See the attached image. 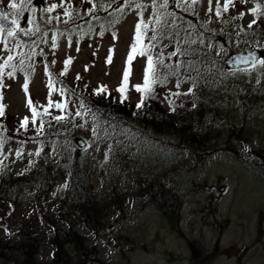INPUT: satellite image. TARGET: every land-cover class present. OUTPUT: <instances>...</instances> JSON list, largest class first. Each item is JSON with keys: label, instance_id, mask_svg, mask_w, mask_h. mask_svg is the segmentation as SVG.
<instances>
[{"label": "rangeland", "instance_id": "obj_1", "mask_svg": "<svg viewBox=\"0 0 264 264\" xmlns=\"http://www.w3.org/2000/svg\"><path fill=\"white\" fill-rule=\"evenodd\" d=\"M9 2L3 0L0 10L12 20ZM164 5L165 0H31L18 17L24 31L0 33V66L8 64L0 75V253L9 257H0V264H23L26 232L40 240L35 264H51V226L66 230L70 224L83 238L82 246L64 247L70 264H264V65L213 68L232 53H264V0ZM141 20L147 28L141 26L137 43ZM200 52L210 53L213 63L203 62ZM148 55L154 66L150 80L154 75L156 81L150 94L134 87L144 86ZM125 70L124 101L132 105L123 110L117 89ZM195 80L197 92L190 96ZM141 96L146 101L138 108ZM197 96L205 98L204 113L209 111L184 134L209 151L202 162L193 146L181 145L183 133L164 126L157 135L143 115L145 104L173 115L180 106L194 107ZM49 101L67 107H48ZM61 131L71 137L58 139ZM76 157L86 164L102 211L99 223L78 210L73 193L66 196ZM160 198L165 209L158 206Z\"/></svg>", "mask_w": 264, "mask_h": 264}, {"label": "trees", "instance_id": "obj_2", "mask_svg": "<svg viewBox=\"0 0 264 264\" xmlns=\"http://www.w3.org/2000/svg\"><path fill=\"white\" fill-rule=\"evenodd\" d=\"M178 48L181 51L183 49V46L180 45ZM200 55L203 56L202 60L203 62H208L209 64H212L213 60L210 57V53H203L200 52ZM197 60L200 58L199 56H194ZM215 68L221 67L223 68V62L220 61H214ZM197 76V75H196ZM211 79V78H210ZM199 80V79H198ZM195 80V82L191 81L189 85V95L193 96L196 94L197 90H194L195 85H199ZM212 83V81H210ZM209 80L204 76V80L202 81V85L200 89L204 90L206 87H208ZM191 90V91H190ZM82 91H84V88H82ZM99 92L100 93H107L103 88L99 87ZM86 94L85 92H83ZM108 94V93H107ZM125 96V95H124ZM94 99V98H93ZM113 99V98H110ZM119 101L121 102L122 97L118 98ZM114 100V99H113ZM192 100V99H191ZM205 98L201 96H197V99L194 101V107H192L193 104H188L187 107L185 106H180V110L176 111L171 110L173 115H169L168 113L165 114V112L162 110L160 106L157 104H153L149 107H146V104L143 107V115L145 121L149 123L155 132V134L159 135L160 132L162 131V128L166 126L168 129H173L176 130L178 133H183L182 136H179V141L181 145L183 146L184 143H188L189 145L193 146L192 152H194V156L198 157L199 161L202 162L204 161L207 157L208 150L206 147H199L197 143H195V139L190 137V132H187L184 134L185 130L192 131V125L191 122H195L198 120L200 116L204 113V109L202 106L203 101ZM92 101V100H91ZM118 101V103H120ZM193 101V100H192ZM95 102V100H93ZM144 103V102H143ZM97 106L99 104L95 103ZM139 104V103H138ZM87 105H90L88 102ZM132 105V104H131ZM130 104L127 103V101H124L120 103V109L126 110L130 109L129 107L131 106ZM129 106V107H128ZM90 112H94L95 117L96 115H99L98 120H102L106 118L104 114L99 113L98 111H95V108L90 109L91 106L87 107ZM99 109V108H97ZM209 110H206L205 113H207ZM204 113V114H205ZM195 125V124H194ZM65 128V127H64ZM70 132V130L68 131ZM67 131H61L60 134L58 135V139L64 136L71 137ZM78 133V128L75 129L74 135H77ZM75 137V136H73ZM72 137V140H73ZM200 145H203V142L199 141ZM82 161V162H81ZM8 178H10L8 176ZM14 182H17V178H14ZM12 185V184H11ZM66 196L69 195V193H73L77 200V208L80 212L83 213V215H87L92 222L99 223L102 211H100V206L98 205V201L94 196V193L92 191V186L90 183L89 179V174L87 173L86 170V164L84 163L83 160L79 158H75L74 162L71 164V169L68 173L67 176V185H66ZM164 198H160L157 200L158 206L161 207L162 209H165L167 203H163ZM117 203V202H115ZM170 206V205H169ZM52 228H54L55 233L54 235L50 238V242L53 244V259H52V264H70V258L68 255V252L64 250L65 245H77V246H82L83 244V238L82 236L75 231L73 226L70 224L69 228L61 231L60 234V228L58 226L52 225ZM58 230V231H57ZM22 241V253H23V264H35V259H36V254L38 247L40 245V240L37 236L29 233H24L21 237ZM3 248H7L6 244L3 246ZM12 249V248H10ZM0 257L4 259H9V257L5 256L2 252L0 253Z\"/></svg>", "mask_w": 264, "mask_h": 264}, {"label": "snow or ice", "instance_id": "obj_3", "mask_svg": "<svg viewBox=\"0 0 264 264\" xmlns=\"http://www.w3.org/2000/svg\"><path fill=\"white\" fill-rule=\"evenodd\" d=\"M2 2H3V0H0V3H2ZM30 2H31V0H19V2H18V0H10V2L8 3L7 6L9 8H11V9H14V12L11 13V15L13 17L12 20H11V23L13 25H16V28L15 29L8 28V35L9 36L14 35L15 34V31H24V29L20 28V26H19L18 17L24 11V7L23 6L26 3H30ZM230 2H231V0H229V3ZM166 4H167V0H165V5L164 6H166ZM136 6L138 8L139 7H142V5H140L139 3H137ZM227 6L228 5L226 4L225 5V10H227ZM55 7H56V5H52V8H55ZM96 7H97V5L94 4L93 5V10H95ZM99 7L103 8L104 7L103 3H100ZM52 8H49L48 11H51ZM33 11H35V9H33ZM252 11H253V13H255L256 12V9H253ZM66 14L70 15V13H66ZM217 14L219 15V12H217ZM9 15H10L9 13H6V12L0 10V33H2L5 30V28L8 27L7 21H8ZM253 23H255V21H253ZM142 25H144V27L147 28V25L144 24V21L143 20H141V22L136 25V42L137 43H139L141 41V39H142V31H141V26ZM249 27H251V24L249 25ZM28 31L30 32L31 30L29 29ZM151 39H155V36L151 37ZM136 51H137V44L134 43L132 45V52H136ZM145 54L146 53H145V51L143 49H141L139 51V55H145ZM132 58L133 57L130 54L129 57H128L129 63L131 62ZM11 59H12V57L9 56L8 57V60L10 61ZM109 62H110V58H109ZM244 62L247 63V59L246 58H245V61ZM70 63H71L70 60L65 61V65H68ZM157 63L162 64L163 61H158ZM258 63L261 64V65H264V60H259ZM7 66H8L7 62H5V65L4 66H0V75L3 74L2 73V67H7ZM66 71H67V68H65V72ZM149 72H153L154 73L153 59H152V56L151 55H148V67L145 69V77H144V86H143V88L139 84L134 85V87H135V89H136L137 92H145V93H149V94L151 93V84L152 83H155L156 81H155L154 75H153V78L150 80V78H149ZM61 74L63 75L64 73H61ZM8 75L11 76L12 73L9 72ZM128 75H129L128 71L125 70L124 77H123L124 83L121 85V87L119 89H117V91L121 92V94H122V100H121V102H123V100L127 98L123 94L125 92L124 85H126L127 84V81H128ZM77 78H79V77H77ZM49 86L51 87V82H50V85ZM177 86H179V84ZM24 87H25V90H27V84H25ZM60 91H61V94H63V91L64 90L61 89ZM97 94H99V92ZM176 95H179V94L177 93ZM143 99H144V97L142 96L141 102L139 104H137V107L138 108L142 106ZM31 103H32L31 100H29V104L30 105H31ZM53 106L56 107V108H61V109L67 107L66 104H62V103H55L54 104L52 101H49L48 107H53ZM32 112H33V123H35V117L38 115V113L36 112L35 108L32 109ZM45 113H47V108L45 109ZM79 114L80 113H77V115H79ZM0 115H3L2 106H0ZM54 119L57 120V121H59V120L64 119V117H62V116H56V117H54ZM27 122H28V118L25 117V120H24V122L22 123L21 126L22 127H26L27 126ZM41 124H43V121H41ZM94 131H95V129H94Z\"/></svg>", "mask_w": 264, "mask_h": 264}, {"label": "water", "instance_id": "obj_4", "mask_svg": "<svg viewBox=\"0 0 264 264\" xmlns=\"http://www.w3.org/2000/svg\"><path fill=\"white\" fill-rule=\"evenodd\" d=\"M8 27L5 28V31H8V28H14V25L11 23L10 19L7 21ZM263 55L262 51L254 50L248 53H237L230 55L225 61V66L227 68H245L249 67L256 63V61L261 58ZM245 58L247 59V63H245ZM80 146L82 143H78Z\"/></svg>", "mask_w": 264, "mask_h": 264}]
</instances>
